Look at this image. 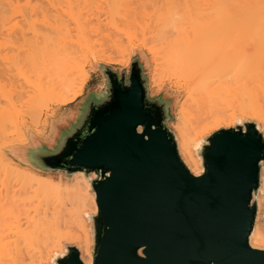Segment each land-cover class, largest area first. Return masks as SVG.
<instances>
[{"label":"water","instance_id":"1","mask_svg":"<svg viewBox=\"0 0 264 264\" xmlns=\"http://www.w3.org/2000/svg\"><path fill=\"white\" fill-rule=\"evenodd\" d=\"M97 67L104 85L75 105L52 142L12 151L39 172L90 182L93 264H264V250L251 246L262 213L264 128L238 121L200 140L203 172L194 175L170 127L176 99L152 95L141 54L122 70ZM51 264L84 263L67 244Z\"/></svg>","mask_w":264,"mask_h":264},{"label":"bare ground","instance_id":"2","mask_svg":"<svg viewBox=\"0 0 264 264\" xmlns=\"http://www.w3.org/2000/svg\"><path fill=\"white\" fill-rule=\"evenodd\" d=\"M17 1L0 0V30L2 33L8 32L19 42V53L14 57L12 65L20 76L25 77L24 83L30 82L32 85L33 89L29 87L30 91L32 90L29 91V101L26 102L27 107L30 106L32 110L41 109L49 103L67 104L79 96L77 91L72 99L65 97L75 80L72 78L75 77L74 72L78 69L82 71V61L91 58L94 44L90 45L92 43L87 41L89 36L95 33L96 28H93L92 24L96 23V32L104 31L105 28L108 31V26L113 23H110L107 17L116 18L117 21V17L122 16V13H127L130 16L126 15L129 18L127 22L136 17L140 21H147V24H144L146 27L149 22L148 28L155 29H149L153 33L150 35L151 32L146 28L153 44L149 50L154 61L152 85L162 88L164 84L160 83V75L165 77L170 74L182 79L189 92H192L194 86L197 87L198 96L192 99L196 106L192 124L178 127L176 131L180 154L194 175L198 176L203 172L201 160L196 153L201 138L219 129L221 125L232 126L236 119V110L240 111L242 118H257L260 122V115L255 112L253 106L245 104L246 98L239 101L238 97L242 95L236 96L235 92L223 90L221 84L216 86L215 78L217 69L230 58V29H236L237 32L243 30V33L246 30L248 33L245 34L255 38L251 42L255 47L259 43L264 45V0H102L103 3L99 0L103 5L101 7L100 3L102 9L99 8L98 11L103 10L107 16L102 12L97 13L95 5L91 4V7L96 8V13L92 12L93 17L96 16L100 21L93 20L92 15L87 16L88 12L83 13L91 0H40L44 6L36 13V7L30 11H17ZM76 8L78 11H75ZM18 14L20 18H17ZM113 18L111 22H116ZM136 18L131 23L139 22ZM86 19L91 22L89 29ZM92 20L95 23H92ZM104 24H107V27H103ZM142 28L146 31L145 27ZM74 37L76 38L73 39ZM132 37L131 34L129 38L132 40ZM251 43L247 41V46L254 48ZM94 52L97 56L96 51ZM11 71L12 67L1 69L0 77H7L8 81H12L10 76L15 77L10 75ZM83 72L80 76L85 84L86 75L84 76ZM84 84L82 82V85ZM28 85L27 83L26 86ZM8 108L0 110V135L4 136L7 135L4 131L9 121L18 116L16 110L12 112V107ZM228 111L233 112L229 114ZM25 143L26 139L21 135L19 146ZM2 152L0 149V181L3 182H0V187L2 185V188H5L3 184L7 183L13 174V162L8 161ZM6 186L8 188V184ZM4 188L0 190V264L5 263V258L13 249L20 250L23 244V247L28 249L31 261L35 262L37 259L36 264H50L54 253L63 251L64 242L76 244L83 263L93 264V239L86 214H96L98 207L96 194L91 191V184L85 176L75 175L73 182L69 184L41 182L35 192L42 191L47 200L55 199L57 204L34 216L28 215L25 221L16 218V223L10 225L5 223L3 217L6 214V205H14V202L8 203L9 190L5 193ZM74 223L79 226L83 236L72 234L71 224ZM251 246L264 250V228L259 222L252 234ZM12 254L13 252L10 255Z\"/></svg>","mask_w":264,"mask_h":264},{"label":"rangeland","instance_id":"3","mask_svg":"<svg viewBox=\"0 0 264 264\" xmlns=\"http://www.w3.org/2000/svg\"><path fill=\"white\" fill-rule=\"evenodd\" d=\"M91 1L89 2L90 4L88 5V7L87 8L85 7V9L83 10V13L88 12L87 16L92 15L91 17H93L92 12H95L96 8L91 6L95 5L97 7V13L100 12L101 14L103 10L98 11V9L99 8L102 9L101 7L104 1L100 0L102 1V3L99 0H95V1L93 0L92 3ZM96 1L98 2L95 4L94 2ZM100 3H101V7H100ZM97 4L99 5V7ZM15 6L18 7L17 11H23V12L30 11L32 8L36 7L37 8L35 11L36 13L39 11L38 9L40 7L44 6V3L40 0L39 1L18 0L15 3ZM75 11H78V8H76ZM102 14L104 15V12H102ZM9 15H11V11L9 12ZM99 15H97V17H99ZM119 15L120 14H118V16ZM123 15L124 14L122 13V16ZM126 15L127 17L129 16L127 13ZM126 15L123 16L125 18L124 21H123L124 18H122L121 15L119 18L116 16L118 19L117 21L116 18L114 19L112 17L116 22L113 21L111 22L112 18L107 17V19H110L109 22L113 24H110L108 21L105 22L104 20L106 18H104V20L101 19L108 25L110 24V26H108L109 28L108 31L105 28L104 31L99 30L98 32H96L98 27L95 26L96 23L95 21L93 22V20L96 19L98 20L99 18H95L96 16L93 17L92 23L95 24H92V26L94 25L93 28L95 27L96 29H95V33L93 32V34L91 35L88 34L90 35L89 36L90 39H88L87 42L90 41V43H92L90 45L94 44L93 46L94 50L91 48L92 47L91 46L90 47L92 49L91 58H88L85 61H82V59L79 58L82 61L81 64L83 65V66L81 65L83 67L82 71H84L82 74L83 75L85 74L86 77L88 78L86 77L84 78L85 79V84H84V81H82L83 77L80 76L82 71H80L79 69L78 71H76L77 70L76 68L75 69L76 72H74L73 74V76L75 75V77H72L75 78V80L65 97H67L68 99H72L74 97V93L77 91H78L77 94L79 96L72 99V101L67 104H62V103L60 104V102L59 104L49 103L48 105L42 107L41 109L40 108L36 109L37 112L35 109L32 110L30 106H28L29 107L28 108L26 103L27 101H29L28 97H30L31 95L30 92H32V90L30 91V89L32 88L31 83L25 82L26 85L27 83L29 85L28 86L24 85L25 84L24 81H26L25 77L20 76L18 72L14 70L12 65V61L14 57L17 56V54L19 53L18 50L19 42L15 40L12 35H9L8 32L2 33L0 30V70L6 67H12V71L10 72V75L15 77L13 78L10 76L12 81H8L7 77L6 78L0 77V110L4 109V107L8 108L11 106L12 112L16 110L15 111L17 112L16 115H18L17 117H14L15 119H11L8 124L6 122L7 129L4 127L6 129L4 133L7 134L6 135L7 138L2 134H1L2 137H0V149L1 152L4 151L2 152L3 156L8 161L13 162L12 177L10 180L7 181V183L5 182L6 184L5 183L3 184V186L5 185L6 188L5 190V188L3 187L4 188L3 191H5L6 193V191L9 190L10 199L8 200V203H11L12 201L14 202V205L13 204L6 205V214L3 217L5 223L9 225L13 223L15 224L17 221L16 218L25 221V218L28 215L34 216L36 213L42 212L43 210L47 209L53 204H57L55 199L47 200L42 191H39V193L35 192L40 186L41 182L53 183V184H59L62 182H66L69 184L73 182L74 178L67 179L63 174L42 173L29 166L23 165L17 160L15 156H13L14 154L12 151L14 148L22 147L21 145L19 146L21 135H23V137L26 139V143L23 146H29L33 139H38L47 143L53 141V139L57 134V130H58L57 128L65 124L66 121L71 118V114H72L71 111L75 107V105L79 103L92 88L102 87L104 85V76L101 73V71L98 69L97 64H104L113 67L115 69L122 70L130 66L134 52L135 51L139 52L145 61L146 67L147 68L149 67L148 71L150 78V90L152 92V95L155 96L165 93L167 95L169 94L168 96L174 97L176 99V107H175V115H174L175 117L170 124L171 129L176 133L178 127L181 126L187 127L188 125L192 124L193 116L195 115V110H196L195 103L193 102L192 99L198 96L196 94L197 87L194 86L192 88V92L191 91L189 92L187 90L188 87L186 83L182 79H177L179 77L176 78V76L173 77L170 74H169L170 76L166 75L165 77H163L164 75L162 76L160 75V83L162 85L164 84L162 88L152 85L151 77H152V69H153L154 61L152 54H149L150 52L149 50L150 48H152L153 44L151 43L149 38L150 35L153 34L152 31H154L155 29L148 28L150 27L149 22H148L149 26L147 25L146 27V25L144 24H147V21L146 22H143V20L140 21L136 17H132L133 16L132 14H130L131 17L133 18L131 21L133 22L134 18H136L137 20H139V22L137 23L136 21L134 23H131V21L127 22L126 20H129V18H127ZM84 16L87 17L86 15ZM17 18H20V14L17 15ZM87 19H91V18L87 17ZM88 21L89 20H87V23H89ZM90 23L89 25L87 24L88 29L89 27H91ZM107 24H104L103 27L105 25L107 27ZM142 27H145V29L148 28V30L149 29L152 30V31L149 30L151 32V33L149 32L150 35L148 34V30L146 29L145 31L143 30ZM242 31L237 32L236 29H232V31L230 29L231 33L229 32L230 35H228L230 58H228V60H225L224 64L217 69L216 78H215L217 80L216 86L218 84H221L223 90L231 93L235 92L234 95L236 94V96L242 95L238 97V100L239 99L244 100L246 98L244 101L247 100L246 101L247 103L245 102V104L250 107L253 106L255 112L260 115V122H259L257 118H250V117L249 119L242 118L240 111L236 110L237 115L234 124L232 126L236 125L238 121L244 122L246 120H249V121H256L261 128H264V91H263L264 90L263 88L264 87V47L263 46L264 45L263 44L260 45L259 43L261 48L259 47L258 44H257L258 46L255 47L254 43L253 44L251 43L255 38L250 34H247L248 32L246 30H244L245 32H247L246 34L245 32L243 33ZM72 33L76 34L77 32H72ZM131 34L133 36L132 40L129 38ZM76 37H74L73 39H75ZM118 40L120 42H118ZM114 41L118 42V44L116 45ZM247 41L248 43L250 42L254 48L247 46ZM94 51H96L97 56L95 55ZM82 67H80V69ZM82 82L84 85H82ZM21 85L24 86L21 87ZM248 89L250 91H248ZM27 92L29 93L27 94ZM238 92H240L241 94H239ZM249 92H251V94ZM236 103L237 104H235V106L238 105V102ZM13 104L16 106H14ZM31 110L33 111V113ZM232 112L233 111H228L229 114H231ZM221 127H225V125H221L219 128ZM215 131L216 129L211 133L207 134L206 136H204L203 138H201L200 140L204 139L205 137L209 136ZM7 184H8V188L6 186ZM3 188L1 185L0 190L2 191ZM260 201H261L262 213H261V219L259 221V225L263 226L264 228V220L262 217V214L264 212V192L262 194ZM71 226H72V234H75L77 236H83L81 229L76 223L71 224ZM67 244L76 245V244H70L68 242H64L63 251H65V245ZM23 246L24 244L21 245L20 250L13 249L11 251L13 252V254L10 255L11 252L8 254L9 256L5 258L4 264H36L37 259L35 262L31 261L28 253V249L24 248ZM56 253H60V252H55L54 256Z\"/></svg>","mask_w":264,"mask_h":264}]
</instances>
